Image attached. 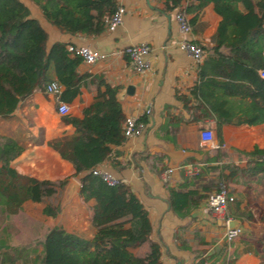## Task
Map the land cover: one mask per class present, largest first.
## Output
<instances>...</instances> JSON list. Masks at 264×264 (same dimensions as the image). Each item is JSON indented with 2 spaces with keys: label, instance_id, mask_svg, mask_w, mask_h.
Here are the masks:
<instances>
[{
  "label": "crops",
  "instance_id": "crops-1",
  "mask_svg": "<svg viewBox=\"0 0 264 264\" xmlns=\"http://www.w3.org/2000/svg\"><path fill=\"white\" fill-rule=\"evenodd\" d=\"M23 1L46 30L47 47L54 41H64L87 44L105 53L92 63L81 61L77 67L80 73L101 75L109 85L118 87L117 93L127 85L134 87L133 93L125 92L123 97L116 93L122 112L125 117H147V121L141 122L137 133L111 144L97 166L127 184L147 209L152 224L149 236L160 244L159 264H261L255 241V228H260V223L250 222L242 211L244 206L252 208L254 201L264 204V177L258 174L254 183L247 186L237 169L245 168L252 160L246 152L255 144L264 146V122H223L219 136L213 111L192 93V87L201 81L200 65L213 53L214 35L221 19L213 3H207L198 13L187 12L191 32L183 35L174 19L179 7L168 8L163 0H116L117 5L126 8L122 22L110 30L106 26L108 16L101 32L85 34L59 29L46 20L37 4ZM186 3L183 0L181 7ZM183 37L201 45L204 54L200 62L179 48L178 41ZM131 43L149 46L150 68L134 70L123 53V48ZM220 50L228 53L225 46ZM213 77L225 79L215 74ZM95 90V82L82 84L68 102L69 112L65 115L81 117ZM57 105V95L36 87L11 114L0 115V139L10 137L22 147L7 163H0V264H20L26 252L37 253L40 259L44 235L52 226L84 236L94 232L90 222L94 200H83L79 195L83 173H75L71 162L48 144L75 130L64 114L57 113ZM205 128L213 130L218 146L201 140L200 131ZM188 163L198 166L197 176L185 173L182 166ZM170 166L173 171L169 181L162 182L159 172ZM30 178L56 184L66 181L58 193L42 201L28 196ZM225 181L234 196L227 213L242 228L241 234L229 243L224 239L225 225L211 219L206 205L208 194ZM170 188L189 192L194 204L173 210ZM46 202L58 204L54 216L43 213ZM34 240L40 243L37 249ZM223 243L225 249L221 248Z\"/></svg>",
  "mask_w": 264,
  "mask_h": 264
},
{
  "label": "trees",
  "instance_id": "trees-1",
  "mask_svg": "<svg viewBox=\"0 0 264 264\" xmlns=\"http://www.w3.org/2000/svg\"><path fill=\"white\" fill-rule=\"evenodd\" d=\"M31 1L59 29L85 34L101 32L106 17L117 6L116 0ZM184 1L187 3L182 8L183 0H163L166 7H179L186 13H198L211 2L221 17L213 53L200 65L201 81L192 87V93L213 111L217 134L221 135L223 122H264V78L257 73L258 68L264 67V0ZM46 39V30L23 0H0V115L11 114L34 88L44 87L51 80L62 87L58 100L66 102L77 95L82 84L89 80L96 84L93 100L81 117L63 116L75 125L73 134L48 141L61 157L71 162L75 173H83L79 195L83 200H94L90 206L94 232L84 236L52 226L42 241L40 264H159L160 244L149 236L152 224L140 199L124 182L108 184L92 173V168L107 156L111 144L125 139V115L116 96L118 87L109 85L101 75L80 73L77 67L82 59L68 50L69 43L54 41L47 47ZM222 46L228 48L227 54L220 50ZM214 74L225 79H217ZM137 121L146 122L147 117L141 116ZM21 150L15 140L3 136L0 163H7ZM246 154L252 160L237 170L250 186L258 174L264 177V146L255 144ZM65 181L56 184L48 179L30 178L27 194L33 200L43 201L58 193ZM169 203L175 211L194 204L189 192L171 188ZM252 208L244 206L242 215L250 222L260 223L255 241L264 264V204L255 202ZM42 211L54 216L58 204L46 202ZM221 248L225 249L226 243Z\"/></svg>",
  "mask_w": 264,
  "mask_h": 264
},
{
  "label": "built area",
  "instance_id": "built-area-1",
  "mask_svg": "<svg viewBox=\"0 0 264 264\" xmlns=\"http://www.w3.org/2000/svg\"><path fill=\"white\" fill-rule=\"evenodd\" d=\"M126 12V8L123 5H117L115 10L109 15L106 26L112 30L122 22L123 15ZM174 19L177 23L179 31L185 35L191 32V24L187 13L182 8H177L174 12ZM180 49L188 52L195 62H200L203 58V48L201 45L193 42L192 40L183 37L178 41ZM68 50L75 55L81 57L82 61L92 63L97 59L103 58L105 53L94 50L87 44H74L69 43L67 45ZM149 46L146 43H131L123 48L125 53L130 59L133 68L137 72H142L150 68L149 60ZM259 76L264 78V67L257 69ZM61 85L56 80L47 82L44 86V90L49 93L58 95L61 92ZM57 113L66 114L69 112V104L66 101L58 100ZM123 133L125 136H131L139 131L141 122H138L136 117L133 115L126 116L123 120ZM200 138L204 142L210 143L211 146H218L215 141V134L212 129L205 128L200 131ZM183 169L189 176L197 174L198 166L193 163L184 164ZM173 171V167H166L159 172V177L162 182H168L169 176ZM92 173L99 175L108 184H114L120 181L117 177L112 175L110 172L95 166L92 168ZM234 200L233 194L230 192L229 186L225 182L219 183L214 191L208 194L206 198V205L210 212L211 219L218 221L225 225L224 239L226 242H230L235 237L241 234L242 228L239 225L232 227L228 226L229 220L232 218L227 213V206Z\"/></svg>",
  "mask_w": 264,
  "mask_h": 264
},
{
  "label": "rangeland",
  "instance_id": "rangeland-1",
  "mask_svg": "<svg viewBox=\"0 0 264 264\" xmlns=\"http://www.w3.org/2000/svg\"><path fill=\"white\" fill-rule=\"evenodd\" d=\"M226 182V181H225ZM227 183V182H226ZM227 185H228V183H227ZM256 198V197H255ZM256 200V199H255ZM254 202H256V201H254ZM253 202V203H254ZM249 208V207H248ZM31 211H34V208L33 207H31ZM256 227V226H255ZM261 230V227L260 228H255V232L256 233H258L259 231ZM32 238V237H31ZM38 240H34V243H35V247H36V249L37 248H39V241L37 242ZM33 243H29V245H32ZM27 246H28V244H27ZM36 255V256H35ZM35 255H33V253H29V252H26V254H25V257H24V260L22 261H20V264H40V262H39V259H38V254L37 253H35ZM35 256V258L36 259H34L33 257Z\"/></svg>",
  "mask_w": 264,
  "mask_h": 264
},
{
  "label": "water",
  "instance_id": "water-1",
  "mask_svg": "<svg viewBox=\"0 0 264 264\" xmlns=\"http://www.w3.org/2000/svg\"><path fill=\"white\" fill-rule=\"evenodd\" d=\"M134 91V87L132 85H127L126 89L125 90H122L120 92L117 93V96L118 97H123L124 93H133ZM238 223V220L235 219V218H231L228 222V226L229 227H232L234 225H236Z\"/></svg>",
  "mask_w": 264,
  "mask_h": 264
}]
</instances>
